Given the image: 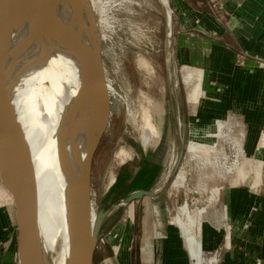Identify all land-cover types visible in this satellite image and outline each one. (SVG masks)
<instances>
[{
  "label": "rangeland",
  "instance_id": "obj_1",
  "mask_svg": "<svg viewBox=\"0 0 264 264\" xmlns=\"http://www.w3.org/2000/svg\"><path fill=\"white\" fill-rule=\"evenodd\" d=\"M106 1L105 20L101 23L98 37L107 84L111 87V119L96 149L91 178L89 221L96 212L105 213L98 234L94 264H140L133 259L142 246V264H154L151 244L153 235L157 234V210L154 205L168 208V215L173 216L174 221L186 202L191 212L190 218L195 221L189 226L197 239L191 244L182 233L186 247L189 252L191 249L199 251L201 264H209L212 259V264H215L218 252H203L200 249L202 222H214L213 217L219 216L217 207L221 211L225 205L222 196L230 188H249L251 185L254 188L260 184L264 168L261 161L264 160L261 157L264 155V140L261 149L256 145L252 147L251 141H248L249 129L243 126V119L236 118L234 121L227 115L229 121L235 123L233 136L240 138L244 147L248 143L252 158L246 153V163H243L241 173L237 169L229 171L224 168L227 165L231 167L230 163L224 166L214 162H194L186 151L191 126H202L203 120L208 118L205 116L212 117L219 109L215 108L214 100H207L208 96L203 92L201 72L183 66L185 56L179 53V45L185 36H179L175 29L173 0H169V3L167 0ZM165 4H168V8ZM97 47L96 42V51ZM75 83L77 88L78 83ZM77 89L67 97H73V100L64 127L70 120L73 135L77 125H82L87 154L100 127L101 112L98 104L92 103L90 117L87 118L88 98L82 92L76 100ZM171 93L175 94L174 101L170 98ZM176 105L183 113L181 128L184 132L181 138L177 118L169 116L170 108L175 109ZM187 111L191 115L185 116ZM146 113L149 120L160 128L161 134L153 135L145 148L141 142L142 133L147 128L144 126ZM166 122L167 132L163 135ZM263 135L264 132L260 141ZM181 140L184 144L179 149ZM224 142L220 141V151L231 155L232 150ZM181 150L182 159L176 165ZM85 157L81 147L79 158L71 160L77 208H81L82 202L80 186L76 183ZM181 167L187 173V180L184 187L175 188L172 184ZM4 187L0 179V202L12 201L14 206L13 196ZM140 189L153 193L129 199L134 191ZM5 194L9 199L5 198ZM218 223L213 224L217 226Z\"/></svg>",
  "mask_w": 264,
  "mask_h": 264
},
{
  "label": "bare ground",
  "instance_id": "obj_2",
  "mask_svg": "<svg viewBox=\"0 0 264 264\" xmlns=\"http://www.w3.org/2000/svg\"><path fill=\"white\" fill-rule=\"evenodd\" d=\"M15 1L5 0L9 10L13 8ZM167 1L169 3V0ZM106 2V0H49L56 16L66 25L72 26L76 35L95 55L101 46L98 36L101 23L105 20ZM166 7L168 8V4ZM171 33L170 28L169 35ZM75 81L78 83V89L75 87ZM92 84V79L86 74L72 49L55 35L35 9L31 10L16 26L11 37L7 87L16 116L26 133L36 167L39 191L36 234L41 264H74L72 221L75 222V218L83 220L85 228L89 223L91 196L80 187L82 205L80 204V209L77 208L71 179V160L79 158L82 147L83 157L86 156L83 163L91 160L92 174L97 141L102 131V118L87 154L82 125L78 124L72 135L71 121L69 120L65 127L64 123L73 100V97H67L72 95L75 89L78 90L76 100L82 92L86 94L88 98L86 116L90 117ZM107 87L111 88L108 84ZM0 107V138L5 142V146H9L12 134L11 120L7 111L3 110L4 107ZM144 117V126L147 128L143 129L145 131L142 133L141 143L146 148L153 135L160 136L161 132L160 128L149 120L147 113ZM203 121L202 126H191V138L186 148L191 159L198 163L202 161L204 164L214 162L226 166V163H230L231 167L227 165L224 168L229 171L237 169L241 173L247 151L242 146L241 139H235L233 136L235 123L229 121L226 112ZM177 123L179 130L178 119ZM221 140L230 146L231 155L220 151ZM183 144L181 140L179 149H182ZM9 153L12 168L11 151ZM178 160L175 162L176 165ZM186 180L187 173L181 167L172 185L175 188L184 187ZM183 215L186 217H182ZM98 216L96 212L90 221L93 229ZM190 216L191 212L186 202L174 222L179 231L193 244L197 239L189 226L195 222ZM216 218L213 217L212 220L215 223L219 220ZM198 252L190 250L193 264H201ZM212 261L214 260H209V264H212Z\"/></svg>",
  "mask_w": 264,
  "mask_h": 264
},
{
  "label": "crops",
  "instance_id": "obj_3",
  "mask_svg": "<svg viewBox=\"0 0 264 264\" xmlns=\"http://www.w3.org/2000/svg\"><path fill=\"white\" fill-rule=\"evenodd\" d=\"M173 6L175 29L179 36H185L179 45V53L185 56L183 66L201 72L203 92L219 109L213 116L226 112L232 120L243 119V126L249 129L248 141L252 147L256 145L261 149L264 140L260 141L264 132V0H173ZM174 95H170L172 101ZM189 114L185 112V116ZM169 116L178 119L182 135L183 113L177 105L175 109L170 108ZM166 132L167 122L163 135ZM245 147L249 156L248 143ZM261 157L264 159V155ZM261 161L264 165V160ZM252 186L233 187L222 196L225 205L221 211L217 207V226L208 220L202 222L200 249L203 252L216 250L215 264H264V168L260 184ZM5 198H8L6 194ZM156 208L163 213L155 217L157 234L153 235L151 243L153 263L192 264L182 233L173 216L168 215L169 209L154 205ZM142 251L143 246L136 252L134 262L142 264ZM0 264H19L16 210L12 201L0 202Z\"/></svg>",
  "mask_w": 264,
  "mask_h": 264
},
{
  "label": "water",
  "instance_id": "obj_4",
  "mask_svg": "<svg viewBox=\"0 0 264 264\" xmlns=\"http://www.w3.org/2000/svg\"><path fill=\"white\" fill-rule=\"evenodd\" d=\"M33 9L38 12L39 17L45 21L55 35L72 49L86 74L92 79L93 84L90 90L92 103L98 104L102 118V131L97 146L111 119V89L107 87L108 80L101 46L98 54L95 55L76 35L72 26L66 25L56 16L49 0H16L11 10L8 9L5 0H0V106L7 111L12 126L9 146H5V142L0 138L1 181L12 194L15 205L19 264H41L36 234L39 191L32 150L26 133L16 116L12 100L8 96L7 63L13 31ZM10 151L13 159L12 168L10 167ZM182 155L183 150L179 154L177 165L180 164ZM91 178V160L88 159L83 163L76 183L88 194H91ZM152 193L148 190H139L134 192L129 199L150 196ZM156 210L157 217H159L163 212H160L158 208ZM97 213L99 216L95 229L90 221L86 228L83 220L75 218V222L72 221L74 264H94L98 234L105 217L104 211Z\"/></svg>",
  "mask_w": 264,
  "mask_h": 264
}]
</instances>
